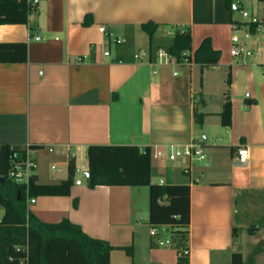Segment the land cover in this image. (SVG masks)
Returning <instances> with one entry per match:
<instances>
[{
    "label": "crops",
    "instance_id": "0c3cea01",
    "mask_svg": "<svg viewBox=\"0 0 264 264\" xmlns=\"http://www.w3.org/2000/svg\"><path fill=\"white\" fill-rule=\"evenodd\" d=\"M248 6L262 19L255 32L250 27V37L235 0H40L28 23L0 24V42L28 45L26 61L0 62V147L27 148L40 183L67 178L72 158L77 167L69 195L36 196L31 212L47 222L68 218L90 236L108 240L114 246L111 264H178L173 233L165 240L161 232L152 234L149 187H90L87 148L137 145L153 151L198 140L206 153L203 166L152 158V181L191 187L188 264H233L234 252L245 260L238 197L264 194V1ZM148 21L159 24L156 48H167L176 30L188 28L191 59L118 61L109 32L122 40L130 36L133 53L147 51L149 36L141 24ZM235 33L253 46L254 56H232ZM206 38L219 51V62L202 72L194 53ZM227 90L232 124L224 126L220 111ZM198 102L202 123L194 115ZM242 147L249 149L245 162L236 158ZM3 213L0 208V220Z\"/></svg>",
    "mask_w": 264,
    "mask_h": 264
},
{
    "label": "trees",
    "instance_id": "16d2710c",
    "mask_svg": "<svg viewBox=\"0 0 264 264\" xmlns=\"http://www.w3.org/2000/svg\"><path fill=\"white\" fill-rule=\"evenodd\" d=\"M229 7H232L228 3ZM38 3L34 0H0V24L28 23L29 15ZM91 14H86L88 23ZM158 23L148 21L141 28L149 36V59H157L159 48L153 45ZM257 24H252L255 32ZM133 41L130 36L117 42L118 61L134 56ZM175 61L191 59L184 51L191 49V33L188 28L178 29L166 48ZM126 56V57H125ZM195 60L201 64V71L219 62V51L212 48L206 38L195 50ZM28 58L26 42H0V62H23ZM228 71L227 84H231ZM201 101L200 103H203ZM195 105L196 122L202 123L205 113ZM221 122L224 126L232 124V101L229 90L224 92ZM16 154V156H15ZM14 156L26 158V149L2 145L0 147V205L4 208L0 220V264H111L110 252L114 246L106 239L90 236L82 226L63 218L58 222L39 219L28 207V197L40 195H69L75 183L76 163L69 162L68 176L58 183H40L32 173L28 183L14 180L9 171ZM89 162L87 183L97 185H129L149 187V222L152 225H170L173 243L180 249L178 264H188V236L190 225L189 184H162L152 181V149L137 145H100L87 148ZM128 252L131 247H126ZM260 251L261 249H256ZM257 251H252L246 259L241 252L232 254L233 264H254ZM160 264V263H153Z\"/></svg>",
    "mask_w": 264,
    "mask_h": 264
},
{
    "label": "built area",
    "instance_id": "2783aa9c",
    "mask_svg": "<svg viewBox=\"0 0 264 264\" xmlns=\"http://www.w3.org/2000/svg\"><path fill=\"white\" fill-rule=\"evenodd\" d=\"M40 0H34L35 3H38ZM245 0H235V3L237 4L238 9H240L243 19H244V24L248 26L246 32H245V37H250L251 31L250 27L252 24H257V29H259L262 25V19L261 17L256 14L252 13L250 10L245 8ZM264 1V0H263ZM100 30L103 32L108 33V29L105 26H101ZM110 35L113 36V33L109 32ZM37 39L40 38V36H36ZM116 42H122L124 40L116 38ZM110 51L106 50L105 54H109ZM189 51H184L183 54L187 55ZM231 54L234 57H248V56H254V48L251 46L249 43L244 41L239 34L235 33L232 36V47H231ZM144 57H147L149 61V51L147 50H139L134 53V58L135 59H142ZM157 57L159 59L163 58L165 61H173V55L163 47H160L157 52ZM184 60L188 61L187 58ZM154 62V61H151ZM249 95V92L246 93ZM26 149V158L24 159H17L15 156L12 158L11 161V168L9 171V175L16 180L19 183H28L30 175L33 173V168L35 166V163L29 158L28 155V149ZM165 157L168 160H177L179 158L187 159L190 162L194 161H203L206 159V153L204 149V145L201 141L198 140H193L190 141L186 144H170L167 147H156L152 151V158H161ZM249 157V149L248 147H242L238 149L237 153V159L245 162L248 160ZM186 172H190V166H186L184 168ZM198 180V179H195ZM77 183H81V180L78 179ZM35 202L34 197H28V207L30 206V203ZM157 229L153 228L152 229V234H156ZM168 242V241H167ZM161 244H163L162 241H160ZM188 252V251H186Z\"/></svg>",
    "mask_w": 264,
    "mask_h": 264
},
{
    "label": "rangeland",
    "instance_id": "374dc122",
    "mask_svg": "<svg viewBox=\"0 0 264 264\" xmlns=\"http://www.w3.org/2000/svg\"><path fill=\"white\" fill-rule=\"evenodd\" d=\"M253 0H245V8L249 10V4L252 3ZM236 16L238 18H242V13L240 9H235ZM264 34V33H262ZM145 37L146 34H144ZM112 43L115 41V35H110ZM148 41V40H147ZM146 40L144 42H147ZM115 44V42H114ZM144 45L143 47H145ZM200 137L204 139L202 135ZM206 160L201 162L195 161V164L203 166L206 163ZM77 176L82 177L83 173L77 172ZM136 190L141 189L143 191H148V186H136ZM0 208L4 211V208L0 205ZM236 223L239 226V230L246 236V240L242 242V247L245 249L246 253H250L252 251H257V259L259 261L264 262V194H255L251 197L246 194H241L238 197L237 201V215H236ZM157 231L163 236V240H165L172 232L171 227L165 228L164 231L159 229V225H154ZM256 232L257 237L256 240L252 239V234ZM261 249L260 251L256 249Z\"/></svg>",
    "mask_w": 264,
    "mask_h": 264
},
{
    "label": "water",
    "instance_id": "95a60500",
    "mask_svg": "<svg viewBox=\"0 0 264 264\" xmlns=\"http://www.w3.org/2000/svg\"><path fill=\"white\" fill-rule=\"evenodd\" d=\"M86 175L88 176V172H86Z\"/></svg>",
    "mask_w": 264,
    "mask_h": 264
}]
</instances>
